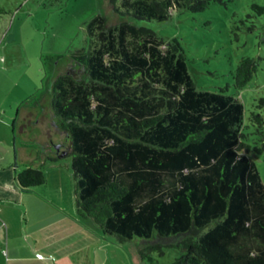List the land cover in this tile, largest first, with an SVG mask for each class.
<instances>
[{"label":"trees","instance_id":"16d2710c","mask_svg":"<svg viewBox=\"0 0 264 264\" xmlns=\"http://www.w3.org/2000/svg\"><path fill=\"white\" fill-rule=\"evenodd\" d=\"M230 1L109 0L135 23L89 19L86 46L70 54L85 79L55 75L57 57H44L52 74L43 97L67 138L56 157L71 156L76 215L102 236L135 239L142 260L171 248L179 255L168 264H264V183L251 154H264V118L247 116L230 91L247 86L261 58L240 57L231 83L200 88L178 38L158 27ZM249 8L264 15V5ZM15 176L26 189L46 178L33 166Z\"/></svg>","mask_w":264,"mask_h":264},{"label":"rangeland","instance_id":"374dc122","mask_svg":"<svg viewBox=\"0 0 264 264\" xmlns=\"http://www.w3.org/2000/svg\"><path fill=\"white\" fill-rule=\"evenodd\" d=\"M108 1L0 0V6L6 11L0 15L1 163L8 161L9 157L12 160L13 138L21 135L18 131L19 113L34 109L43 110L46 114L51 112L47 108L49 99L45 101L43 96H47L46 87L52 71H49V61L44 57H57L55 75L70 73L78 79H85L86 75L70 54L86 46L84 33L89 19L102 14L107 26H115L122 21L135 23L128 15L115 13ZM253 2L264 5V0L210 2L202 12L185 11L175 15L167 24H158V27L178 38L186 50L193 79L200 88L210 90L231 83L228 71L235 69L240 57H260L259 69L247 86L237 91L231 88L230 91L240 99L247 116L256 111L264 118V106L256 107L259 99L264 97V15H254L249 8ZM128 45L133 49L136 42L129 37ZM41 97L44 106L41 110L40 107L33 108L36 102H41ZM42 116L45 117L41 119L42 125H28L29 133L25 134L30 139L36 135L32 128L41 130L45 122L50 123L48 116ZM246 120L247 125L249 122ZM248 126L246 131L255 129V124ZM58 135L63 144L67 142L61 133ZM251 154L264 183V154ZM61 161L60 164L68 162L69 165L71 156ZM88 221L89 229L101 235L99 226L93 220ZM101 238L103 246L100 247L98 264H168L179 255L178 250L167 248L162 256L152 252L154 260L150 262L139 257L135 239L120 243L112 236Z\"/></svg>","mask_w":264,"mask_h":264},{"label":"crops","instance_id":"0c3cea01","mask_svg":"<svg viewBox=\"0 0 264 264\" xmlns=\"http://www.w3.org/2000/svg\"><path fill=\"white\" fill-rule=\"evenodd\" d=\"M41 105L36 102L33 108L41 110ZM47 108L49 114L35 109L19 113L21 135L13 138L12 160L0 162V264H98L102 235L76 215L72 171L56 157L61 145H67L58 134H65L51 106ZM43 114L50 123L32 128L36 135L30 139L28 125H42ZM23 166L42 168L45 183L21 188L14 177Z\"/></svg>","mask_w":264,"mask_h":264},{"label":"water","instance_id":"95a60500","mask_svg":"<svg viewBox=\"0 0 264 264\" xmlns=\"http://www.w3.org/2000/svg\"><path fill=\"white\" fill-rule=\"evenodd\" d=\"M55 148H58V146H55Z\"/></svg>","mask_w":264,"mask_h":264},{"label":"built area","instance_id":"2783aa9c","mask_svg":"<svg viewBox=\"0 0 264 264\" xmlns=\"http://www.w3.org/2000/svg\"><path fill=\"white\" fill-rule=\"evenodd\" d=\"M1 209V208H0Z\"/></svg>","mask_w":264,"mask_h":264}]
</instances>
